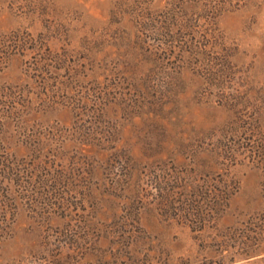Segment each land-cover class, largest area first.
<instances>
[{"label": "rangeland", "instance_id": "374dc122", "mask_svg": "<svg viewBox=\"0 0 264 264\" xmlns=\"http://www.w3.org/2000/svg\"><path fill=\"white\" fill-rule=\"evenodd\" d=\"M0 264H264V0H0Z\"/></svg>", "mask_w": 264, "mask_h": 264}]
</instances>
